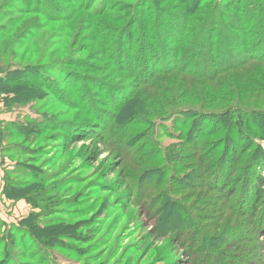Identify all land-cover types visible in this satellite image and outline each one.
<instances>
[{"label":"rangeland","instance_id":"1","mask_svg":"<svg viewBox=\"0 0 264 264\" xmlns=\"http://www.w3.org/2000/svg\"><path fill=\"white\" fill-rule=\"evenodd\" d=\"M207 1L0 0V32L14 20L0 40V71L23 65L15 79L34 78L9 95L0 93L1 128L12 134L13 126L22 125L21 133L16 129L3 140L2 166L18 182L27 180L24 173L17 175L25 167L37 172L45 178L40 188L49 190L39 204L24 197L34 186L17 198L0 194V264L5 258L4 264H264V199L255 204L253 186L264 154L241 159L249 160L246 181L239 173L232 178L228 167L239 154L231 148L225 156L205 151L200 160L199 151L206 148L198 133L203 125L196 123L201 115L188 121L179 112L223 110L228 103L264 109L263 96L257 101L248 96L256 88L252 82L264 83V64L246 67L247 76L228 70L215 82L157 71L160 83L147 81L156 64L172 57L164 58L161 50V45L175 48L168 36L204 17L184 8ZM235 1L252 19L253 0ZM235 3L224 13L237 20L243 16ZM263 12L254 15V22L259 20L246 32H264ZM227 20L220 19L223 32H239ZM182 47L187 53L192 46ZM194 50L203 56L207 47ZM240 57L234 52L222 65L205 63L204 71L230 67L227 61ZM186 58L195 59L188 70L203 68L192 52ZM183 60L177 57V68H186ZM221 89L230 102L218 97ZM147 108L153 110L147 114ZM211 117L207 126L218 119ZM256 118L264 124L263 114ZM191 124L197 130L186 140L183 126ZM224 149L220 145L217 151ZM228 180L240 190L230 200L222 191ZM31 214L54 232L26 236L24 219ZM44 258L50 263L39 262Z\"/></svg>","mask_w":264,"mask_h":264},{"label":"trees","instance_id":"2","mask_svg":"<svg viewBox=\"0 0 264 264\" xmlns=\"http://www.w3.org/2000/svg\"><path fill=\"white\" fill-rule=\"evenodd\" d=\"M202 0H200L201 2ZM221 1H226L225 4H221ZM208 0L207 3H205L203 6L200 4H192L189 7H185L184 10L186 13H196V11H202L204 14L203 19L198 20L197 23L193 20L186 24L183 28L185 29L184 32H178L177 36H168L169 42L174 43V47H170L166 49L161 45V50L162 54L165 58L167 55H172L171 58L168 56L167 62L164 64H156L154 63L155 70L153 73L150 72L149 78L147 81H149V84L151 82L155 83H160V79H156V75L154 74L155 71H157L158 74L160 75H171L173 72H181L187 77H194V78H203L205 80H212L215 82V80H219V76L222 75V73L228 71V70H237V72H240L242 75L245 74V68L248 67L250 68L251 65H253L255 62H260L264 64V32H246L249 31L250 29H253L256 25V22H258L259 19L254 22L255 18L254 15L256 14H261V11H264V8L262 5H264V0L252 1V5H254V9L248 11L250 15L254 18L249 19L245 17V10L241 8H237V4L235 3V0ZM243 1V0H241ZM233 3L234 6L238 9V11L241 13L242 16L241 19L238 18L233 19V18H227V16L224 13V8H227V6L232 5ZM201 6V8H200ZM82 9V8H81ZM264 13V12H263ZM226 17L227 24L234 28L235 30L239 32H223L222 29V22H220V19H223ZM264 17V15H263ZM261 18V17H259ZM156 20V18H155ZM138 21L134 22L137 23ZM147 23V22H145ZM145 23L143 22V25L145 26ZM192 24V25H191ZM148 26V31L152 33L153 32L150 28L152 25L149 24V22L146 24ZM14 26V20L11 21L8 24V31L7 32H0V40L3 41L7 35L10 34V30ZM25 33V32H24ZM141 34V32H138ZM30 34V33H29ZM144 33L142 32V36ZM157 35V33H156ZM159 37V35H158ZM160 39V37H159ZM141 42V41H140ZM143 43V46L146 45V42ZM183 44H187V46H192L191 49H188L189 51L186 53L187 48L182 47ZM206 46L207 47V52L203 54V56L198 55L196 51L194 50L195 46ZM2 48V45L0 44V49ZM184 48V49H183ZM189 48V47H188ZM166 49V50H165ZM164 50V51H163ZM1 51V50H0ZM12 52V51H11ZM189 52H192L195 56V58H199L202 61L200 65H202L203 68L197 70L192 69L188 70L190 66H193L195 64V59L187 60L186 56L189 54ZM234 52L236 54H241V57L239 58V61L237 60H228L227 63L231 64L230 67L224 68V66L219 67L218 69L212 71V72H205L204 69L207 67L205 66V63L211 62L214 63V65H222L223 64V59H227L229 55H232ZM177 53V54H176ZM186 53V54H185ZM177 57H183V61L186 62L187 66L186 68H177L178 66L176 65L177 63ZM131 62V61H130ZM129 62V63H130ZM155 62V61H154ZM217 63V64H215ZM13 69H2L0 71V93L9 95V93H13V88L16 86H26L28 83H31L27 80H32L34 81V78L29 74L25 76V78H22L21 80L15 79L19 72L18 70H21L24 66L23 65H17ZM148 65V64H147ZM128 67L131 68L130 64H128ZM185 67V66H184ZM188 67V68H187ZM205 67V68H204ZM255 69L258 67H254ZM146 70V69H145ZM264 70V67H263ZM23 71H26V69H23ZM146 72V71H145ZM12 75H15L12 77ZM263 75V80H264V73L262 72ZM139 76V75H138ZM247 76V75H246ZM141 77V75H140ZM152 80V81H151ZM166 82V80L164 81ZM145 83V82H144ZM167 83V82H166ZM256 88L253 89L252 91H248L250 93L248 96L253 98L256 96L255 101L259 100V96L264 97V83H257V82H252ZM169 84V83H168ZM1 85L2 87L1 89ZM217 85H220L217 82ZM258 86V87H257ZM167 87V85H166ZM245 88L243 89V92H245ZM254 90H257L260 94H256ZM225 90L221 89L219 91L218 97L223 102H230L232 100L231 96H228L225 94ZM184 96L186 97L187 93H184ZM230 99V100H229ZM4 100V99H3ZM186 101V100H185ZM242 102V101H241ZM211 103V102H210ZM203 104V103H202ZM150 106H154V103L152 102ZM153 110V108H147L146 113L149 114ZM137 108H135L133 112V116L136 117L138 115ZM185 119L188 121H191L192 117H199L200 121H196V123L201 122L200 124L203 125L202 129L200 130L199 137H201L200 144L205 145L206 148L203 152L199 151V147H197L198 151L200 152L199 159L202 160L203 153L205 151H210L211 156H222L226 155V151L228 148H231L236 154H239V160L235 162L234 167H228L230 168L228 173L229 175L234 178V175H237L239 173L238 177L239 179H244L245 181L248 179L245 175V171H249V168L246 167L247 164L249 163L248 159L242 162H244L243 167H240L241 165V159H246V155H253L256 154V152H262L264 154V150L262 148V144L264 142V124H261L259 120L256 118V115H264V109H251L248 110L243 107L241 104H230L228 103L227 106L223 110H215V109H206V110H197V111H191L187 110L185 108L181 109L179 111ZM174 113V110H171V114ZM193 114V116H191ZM168 115V116H170ZM196 115V116H194ZM211 116H216L215 118H218L215 122L212 123V125L207 126L208 120L212 118ZM138 117V116H137ZM123 119V118H121ZM204 121V122H203ZM214 121V120H209ZM205 123V124H203ZM133 126V125H132ZM15 130L17 129V132H20L22 130V125L20 124L19 126H13ZM184 130L187 128V134L185 136L186 140L187 139H193L194 132H196V127L191 126L188 128L187 126H183ZM12 129V128H10ZM11 130L12 134H9L10 130L6 126L1 128L0 126V148H3V140H5V136H10L13 135L16 131ZM254 130H256L259 134H254ZM234 135L235 139L231 137V134ZM21 133V132H20ZM261 137V138H259ZM211 139V142L208 143L207 140ZM241 141H245L244 147L242 149H239L242 147V145H239ZM247 141V142H246ZM212 143V144H211ZM220 145H223L224 152H220L219 150L217 151V148L220 147ZM3 151V149H2ZM223 151V150H222ZM251 151V152H249ZM4 152V151H3ZM253 152V153H252ZM5 154V153H4ZM221 161V164L219 166L220 169H223V163L222 159L219 160ZM247 162V164H246ZM219 165V164H218ZM247 168V169H246ZM258 169H260V174L254 178V189H255V204L258 203V201L263 200L264 196V177L261 175L262 170L264 171V161L262 163H259ZM17 175H20V173H24V176L27 180L26 182H18L16 179H11L10 176L6 173H4L3 176V194H13V198L21 197L23 194H29L26 193L27 190H25L26 187L29 186H34V192H31L30 196H24L25 199L30 202L33 201L34 203H44V192L49 193L48 189L44 191V187L40 188V186L44 185V177L40 176L37 172L35 173L34 171L28 169L25 167V169L20 170V172H17ZM244 177V178H243ZM230 178V179H232ZM233 181V180H231ZM230 180L226 183L228 186L225 187L222 191L224 194H227L226 197H228V200H230L231 197H233L235 194H240V190L238 192V188L233 184L231 185ZM257 181V182H256ZM256 182V183H255ZM17 183H20L17 184ZM22 184V185H21ZM56 189V186L52 188V190ZM50 190V192H53ZM219 191H221L219 189ZM9 197V196H8ZM261 206L263 207L264 201L261 202ZM44 209V206H42ZM261 212V210H259ZM24 224L26 226V229L24 230V233L26 236H33V237H38L39 236H44V235H51L52 232H54V229L52 227H48L46 229L44 226H41L39 222L35 219V215L31 214L29 218L24 219ZM34 228L36 230H34ZM38 239V238H37ZM40 243H42L41 238L38 239ZM16 245V240L12 239V244L11 246L13 247ZM10 247V244L8 245ZM12 256V254H11ZM9 258H5L3 264L8 261ZM1 262V261H0ZM41 263H50L47 258H44V260H39ZM26 263V262H25Z\"/></svg>","mask_w":264,"mask_h":264},{"label":"crops","instance_id":"3","mask_svg":"<svg viewBox=\"0 0 264 264\" xmlns=\"http://www.w3.org/2000/svg\"><path fill=\"white\" fill-rule=\"evenodd\" d=\"M2 154H1V151H0V194H3L2 193V190H3V176H4V168L2 166Z\"/></svg>","mask_w":264,"mask_h":264}]
</instances>
